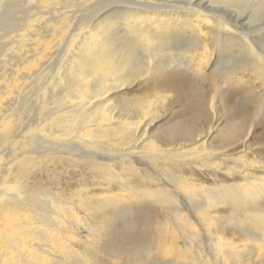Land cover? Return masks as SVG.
<instances>
[{
	"label": "bare ground",
	"instance_id": "obj_1",
	"mask_svg": "<svg viewBox=\"0 0 264 264\" xmlns=\"http://www.w3.org/2000/svg\"><path fill=\"white\" fill-rule=\"evenodd\" d=\"M0 9V264H264L251 113L219 129L212 95L210 119L153 130L165 92L264 101V0Z\"/></svg>",
	"mask_w": 264,
	"mask_h": 264
},
{
	"label": "rangeland",
	"instance_id": "obj_2",
	"mask_svg": "<svg viewBox=\"0 0 264 264\" xmlns=\"http://www.w3.org/2000/svg\"><path fill=\"white\" fill-rule=\"evenodd\" d=\"M20 1V0H19ZM20 4V2H19ZM26 5H22L25 7ZM1 11V9H0ZM17 11H21L17 9ZM21 16L17 13V15H13V17ZM11 19H8L10 22ZM11 23V22H10ZM208 87L207 84L201 85V88L206 89ZM233 92V94H226V96L221 94H184L179 96L178 94H174L172 92H165L163 94H158L160 104V109L158 111V118L154 124V132H156L157 138L159 140H163L164 136L162 134V129L166 132L167 128L171 125H175L181 121L190 120L192 117L196 115H202L207 118H211V110H210V99L212 95H219L217 99V104L219 103V112L222 115V122L219 125V129L224 128L225 126H229L239 123L240 118L243 113L249 111L251 113L250 118L245 119L246 125L243 130V134L246 132L247 128L251 127V134L248 138V142L250 143L252 148H256L257 152L262 155L260 148L264 145L263 136H264V101H260V97L257 94H240L237 91V87L228 86V88ZM168 93V94H167ZM125 98H135L144 94H136L133 90H125ZM187 96L188 98H186ZM255 99V102H254ZM185 103H189V106H186ZM226 107H232L233 112L232 115L226 113ZM258 112V113H257ZM252 116H254V120L252 122ZM204 120V119H202ZM202 124L201 121H197V125ZM251 125V126H250ZM259 146V148H257ZM138 223V224H135ZM140 221L137 218L133 219L132 227H134L138 234L141 231H145L147 233H155V228L145 225H139ZM126 229V228H125ZM144 229V230H143ZM163 241V240H162ZM200 244L204 251H209L208 247L203 245L200 239L195 240V244ZM237 244H241V242L236 241ZM166 243L165 241L162 242ZM152 244L155 245V242L152 241ZM203 245V246H202ZM189 253H192L189 250ZM205 253V252H204ZM243 264H254L252 262L246 261Z\"/></svg>",
	"mask_w": 264,
	"mask_h": 264
}]
</instances>
